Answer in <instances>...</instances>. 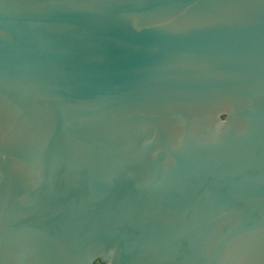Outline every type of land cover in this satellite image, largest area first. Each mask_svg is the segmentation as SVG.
<instances>
[{
    "label": "water",
    "instance_id": "obj_1",
    "mask_svg": "<svg viewBox=\"0 0 264 264\" xmlns=\"http://www.w3.org/2000/svg\"><path fill=\"white\" fill-rule=\"evenodd\" d=\"M264 264V0H0V264Z\"/></svg>",
    "mask_w": 264,
    "mask_h": 264
},
{
    "label": "trees",
    "instance_id": "obj_2",
    "mask_svg": "<svg viewBox=\"0 0 264 264\" xmlns=\"http://www.w3.org/2000/svg\"><path fill=\"white\" fill-rule=\"evenodd\" d=\"M96 264H103V263H101V262H97Z\"/></svg>",
    "mask_w": 264,
    "mask_h": 264
}]
</instances>
